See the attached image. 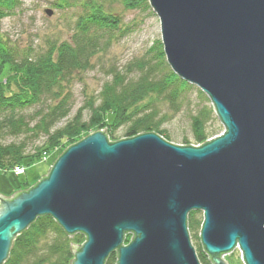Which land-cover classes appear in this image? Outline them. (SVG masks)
<instances>
[{
	"label": "water",
	"instance_id": "water-1",
	"mask_svg": "<svg viewBox=\"0 0 264 264\" xmlns=\"http://www.w3.org/2000/svg\"><path fill=\"white\" fill-rule=\"evenodd\" d=\"M147 1L167 64L210 98L225 131L192 146L155 132L109 141L104 128L69 145L28 189L0 194V264L41 215L85 235L71 264L113 251L116 264H200L192 209L212 264L236 244L245 264H264V0Z\"/></svg>",
	"mask_w": 264,
	"mask_h": 264
},
{
	"label": "trees",
	"instance_id": "trees-1",
	"mask_svg": "<svg viewBox=\"0 0 264 264\" xmlns=\"http://www.w3.org/2000/svg\"><path fill=\"white\" fill-rule=\"evenodd\" d=\"M113 2L125 7L146 3L145 0H54L52 4L57 8L78 9L74 31L67 39L50 43L35 57L18 56L7 37L0 35V170L25 166L63 138L104 128L109 141L145 132H155L170 140L162 127L166 115H159L154 102L161 99L176 113L185 104V93L192 85L169 68L159 41L150 49L156 58L154 61L144 58L132 62L133 70L137 71L135 76L111 72V80L102 85L99 93L86 98L85 104L67 118L72 109V92L63 91V82L69 81L75 72L91 67L96 53L109 43L106 36L119 24L118 16L110 9L109 4ZM18 5L17 0H0V20ZM5 71L7 75L3 76ZM31 106L33 111L26 112ZM85 109L89 114L87 120L83 119ZM109 113L112 121L107 120ZM207 116L205 108L190 116L195 143H204L215 133L214 129L206 128ZM63 120L65 123L58 126ZM121 126L122 136H117L115 133ZM8 135H34L44 140L30 151L24 139L3 142ZM186 223L188 233L200 230L202 212L188 211ZM81 236L80 233L68 235L50 215L38 216L14 238L3 264H71L73 246L81 245ZM195 251L200 264H212L201 244ZM116 259L111 253L104 264H116Z\"/></svg>",
	"mask_w": 264,
	"mask_h": 264
},
{
	"label": "rangeland",
	"instance_id": "rangeland-1",
	"mask_svg": "<svg viewBox=\"0 0 264 264\" xmlns=\"http://www.w3.org/2000/svg\"><path fill=\"white\" fill-rule=\"evenodd\" d=\"M17 1L19 5L13 9L12 13L0 20V35L7 37L8 42L13 45L18 56L29 55L35 57L46 50L50 43L67 39L74 31L78 9L73 7L65 11L57 8L52 4L54 0ZM145 1V4L136 3L131 7H125L117 2L109 4L111 11L118 16L119 24L115 26L113 33L109 34V38V35L106 36L105 39H108L109 43H107L105 49L96 53L92 59V66L84 71L75 72L69 81L63 82V91L72 92L70 99L72 109L67 118L72 117L76 110L85 104L86 98L96 96L99 93L102 85L111 80V72L119 71L129 77L135 76L137 71L133 70L132 62L144 58H150L153 61L156 59L150 49L157 41L161 42L160 21L148 1ZM46 9L52 11L50 15L45 12ZM130 67L132 69L129 70ZM127 70L129 71L127 72ZM6 75L5 71L3 76ZM191 85L192 87L185 93V104L176 113L169 110L161 99L154 102L159 115H166L167 120L162 123V127L170 135L168 141L176 145H199L193 140L194 132L190 125V116L195 114L198 109L205 108L207 110L206 128L215 130L211 138L221 135L225 131V127L216 115L210 98L197 86ZM33 109L34 107L31 106L26 109V112H31ZM88 116V111L85 109L83 119L87 120ZM112 119L113 116L109 113L107 120L112 121ZM65 121H61L58 126L63 125ZM123 129V126H121L115 134L122 136ZM87 135V133H80L77 137L63 138L55 147L48 149L47 152H42L36 160L25 164V166H19L24 168L25 173L22 175L16 176L12 172L14 168L0 170V194L6 197L12 196L16 191L25 190L35 184L43 174H48L52 164L62 151ZM21 139L28 142L30 151L33 150L32 147L40 146L44 140L43 137L35 138L34 135H8L3 138V142L20 141ZM183 139H186L187 142H183ZM80 234L82 235L81 240L84 242L86 237L84 234ZM199 235L200 230L189 233L191 244L195 250L200 246ZM132 237V233H126L123 244H128ZM126 240L129 242H126ZM237 247L239 248L238 244L231 252L222 255L228 264H245L241 259L240 248ZM112 253L117 258V252L113 251Z\"/></svg>",
	"mask_w": 264,
	"mask_h": 264
},
{
	"label": "built area",
	"instance_id": "built-area-1",
	"mask_svg": "<svg viewBox=\"0 0 264 264\" xmlns=\"http://www.w3.org/2000/svg\"><path fill=\"white\" fill-rule=\"evenodd\" d=\"M23 170H24V168H21V167H19V166H16V167H14V169H13V172H15V174H21V173H23ZM238 248V247H237ZM239 249V248H238ZM240 250V249H239ZM240 253H241V256H242V252H241V250H240Z\"/></svg>",
	"mask_w": 264,
	"mask_h": 264
},
{
	"label": "bare ground",
	"instance_id": "bare-ground-1",
	"mask_svg": "<svg viewBox=\"0 0 264 264\" xmlns=\"http://www.w3.org/2000/svg\"><path fill=\"white\" fill-rule=\"evenodd\" d=\"M13 172V171H12ZM14 174H15V172H13ZM25 173V171L23 170V173H21V174H15L16 176H19V175H22V174H24ZM26 189H28V188H26ZM200 263V262H199Z\"/></svg>",
	"mask_w": 264,
	"mask_h": 264
}]
</instances>
